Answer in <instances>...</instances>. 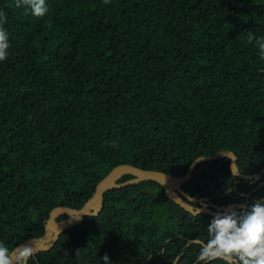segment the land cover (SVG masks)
Listing matches in <instances>:
<instances>
[{
	"label": "trees",
	"instance_id": "obj_1",
	"mask_svg": "<svg viewBox=\"0 0 264 264\" xmlns=\"http://www.w3.org/2000/svg\"><path fill=\"white\" fill-rule=\"evenodd\" d=\"M45 4L36 19L0 0L10 42L0 62V243L12 250L42 236L53 208L80 209L118 165L181 177L198 157L228 150L241 173L264 168V60L247 42L264 36V0ZM243 183L219 159L182 190L228 206L255 188ZM262 197L260 187L251 199ZM212 218L144 181L107 192L97 216L28 264H103L105 254L109 264L191 263L199 244L185 245L206 240Z\"/></svg>",
	"mask_w": 264,
	"mask_h": 264
},
{
	"label": "clouds",
	"instance_id": "obj_2",
	"mask_svg": "<svg viewBox=\"0 0 264 264\" xmlns=\"http://www.w3.org/2000/svg\"><path fill=\"white\" fill-rule=\"evenodd\" d=\"M109 2L104 0L105 4ZM15 6H27L36 19L48 13L45 0H15ZM6 19V13L0 12V62L7 59L10 48L9 35L3 27ZM247 42L258 48L259 57L264 60V36L258 38L249 32ZM206 232L207 239L199 241L198 264H212L214 261H222L223 264H264V199H258L248 207L241 206L239 211L233 204L228 205L224 211H218L213 216ZM33 254L31 246L10 250L0 243V264H27ZM79 255L78 249L76 257ZM102 260L103 264H109L107 254Z\"/></svg>",
	"mask_w": 264,
	"mask_h": 264
},
{
	"label": "water",
	"instance_id": "obj_3",
	"mask_svg": "<svg viewBox=\"0 0 264 264\" xmlns=\"http://www.w3.org/2000/svg\"><path fill=\"white\" fill-rule=\"evenodd\" d=\"M219 159L229 160V169L235 184H237L239 180H259L261 175L264 173V168L261 169L260 173L253 174L252 176L241 173L237 167V157L233 152L228 150L219 151L207 157H198L191 163L187 173L181 177L154 170L139 169L126 164L118 165L97 183L92 196L80 209H73L67 206H58L53 208L49 212V216L45 221L44 232L42 236L23 241L14 249L25 245L31 246L34 253L32 256H35L40 252L50 251L62 233L70 228L78 226L86 217L97 216L101 212L103 208L104 195L107 192L114 189L135 185L144 181H152L159 184L162 187L166 197L171 202L180 207L184 212L192 216L205 214L213 217L217 212L213 211L212 209L224 211L227 207L222 206L217 208V206L211 203L208 198H192L182 190V187L190 181L193 171L196 169V167ZM127 175L131 176L132 179L120 183L119 180ZM193 204H200V207L195 208ZM233 206L236 208H241L243 205L233 204ZM192 243H199V241L194 240L191 243H188L187 246Z\"/></svg>",
	"mask_w": 264,
	"mask_h": 264
},
{
	"label": "flooded vegetation",
	"instance_id": "obj_4",
	"mask_svg": "<svg viewBox=\"0 0 264 264\" xmlns=\"http://www.w3.org/2000/svg\"><path fill=\"white\" fill-rule=\"evenodd\" d=\"M244 182L243 183V185H250V186H253V187H255V188H252L250 191H249V193H247V194H245L244 192L243 193H240V195L242 196V195H245V196H243L244 198H245V202H243L241 205H243L244 207H248L249 206V203H253V202H255L256 200L255 199H251V196H252V194H254V193H256L259 189H260V187H263L264 188V186H263V183H264V176H263V174L261 175V178L259 179V180H254V179H248V180H239L238 181V183L237 184H235V187L238 185V184H240V182ZM261 191V190H260ZM260 199H264V197H262V198H260ZM210 202H211V200H210ZM216 206H217V208H220V207H222V206H226L227 207V205H217V204H215ZM232 205V204H231ZM193 206L196 208V207H200V204H193ZM238 211L240 210V208H236ZM213 211H215V212H218V211H220V210H218V209H212ZM220 212H222V211H220ZM200 215H202V214H200ZM193 217H197V216H193ZM212 217V216H211ZM196 225V223L194 222L193 223V226H195ZM192 241H194V240H191V241H189L188 243H191ZM198 241H200V240H198ZM187 243V244H188ZM187 244L185 245V248L186 247H188L187 246ZM192 244H199V243H192ZM37 255V254H36ZM180 256L181 255H179V256H177L175 259H174V261L172 262V264H178V262H179V259H180ZM33 257V256H32ZM29 260V259H28ZM215 262V261H214ZM213 263V262H212ZM27 264H28V261H27ZM185 264H198V262H197V259L195 260V261H193V262H191V263H185Z\"/></svg>",
	"mask_w": 264,
	"mask_h": 264
}]
</instances>
